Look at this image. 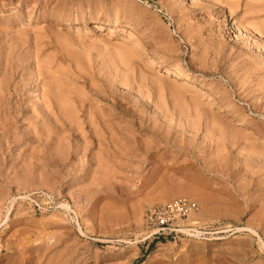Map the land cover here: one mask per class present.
<instances>
[{"label":"rangeland","instance_id":"obj_1","mask_svg":"<svg viewBox=\"0 0 264 264\" xmlns=\"http://www.w3.org/2000/svg\"><path fill=\"white\" fill-rule=\"evenodd\" d=\"M2 75L0 264H264V0H0ZM52 82L108 151L44 115ZM177 197L186 231L146 238Z\"/></svg>","mask_w":264,"mask_h":264},{"label":"bare ground","instance_id":"obj_2","mask_svg":"<svg viewBox=\"0 0 264 264\" xmlns=\"http://www.w3.org/2000/svg\"><path fill=\"white\" fill-rule=\"evenodd\" d=\"M253 2L255 3V1H253ZM246 3H247V1H246ZM250 3H252V2H250ZM254 3H252V4H254ZM228 4H230V3H228ZM232 5H235V4H232ZM255 9H257V8H255ZM252 20L253 19H251V21ZM186 70H184V69L174 70V69H171L168 67L164 69V71L172 74V76L174 75V77L178 80L179 79H189L192 81L196 80L195 76L193 74H190ZM39 74L42 75L41 72H39ZM11 85L12 84H11V77L10 76H8V75L3 76L2 75V77H0V109L3 108L2 110L5 111L6 115H10V111H11L10 110V102H9L11 99L10 95H12ZM43 86H44L43 87V91H44L43 92V99H44L43 106L45 108L44 115L55 120V122L56 121L58 122V120L62 119L61 121L63 124L68 123L70 126L74 125L76 127V128L75 127L74 128L76 130H79L82 134V137L81 138L79 137L80 139L83 138L86 143H88V142L91 143L93 141H96L97 143H99L100 146H102L104 149H106L108 151L107 147L109 145H108V137L106 136V133L111 131L110 133H112V134H110V135L115 136L113 134L114 133L113 132L114 131L113 122H115V121L112 118V115L106 113L105 109L99 105H95L93 103L87 104L85 102L86 100H84V99L78 100L76 98L71 97L70 92L67 93V92L63 91L61 89L60 85L56 84L55 82H52L49 86H47L45 84H43ZM80 111L82 112L83 116H86L85 118L80 119L81 118L80 114H79ZM85 125L90 127V129L93 133V135H91V137H90V135H88L89 133L88 134L86 133ZM119 126L120 125H118V128H119ZM116 136H117V134H116ZM116 136H115V139H116ZM92 138H93V140H92ZM110 140H111V138H110ZM99 157L101 159H106V158H108V153H106V156L103 154L102 155L100 154ZM199 231H201V230H199ZM199 231L197 230L196 232L199 234L200 233Z\"/></svg>","mask_w":264,"mask_h":264},{"label":"built area","instance_id":"obj_3","mask_svg":"<svg viewBox=\"0 0 264 264\" xmlns=\"http://www.w3.org/2000/svg\"><path fill=\"white\" fill-rule=\"evenodd\" d=\"M198 208L197 201L187 197H177L148 206L144 212L146 238L173 237L183 233L188 227L187 221ZM188 230L197 231L196 228Z\"/></svg>","mask_w":264,"mask_h":264},{"label":"trees","instance_id":"obj_4","mask_svg":"<svg viewBox=\"0 0 264 264\" xmlns=\"http://www.w3.org/2000/svg\"><path fill=\"white\" fill-rule=\"evenodd\" d=\"M154 239H159V238H154Z\"/></svg>","mask_w":264,"mask_h":264}]
</instances>
